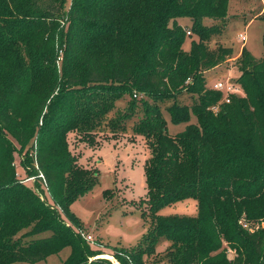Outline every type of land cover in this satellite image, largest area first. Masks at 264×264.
<instances>
[{"label": "trees", "instance_id": "16d2710c", "mask_svg": "<svg viewBox=\"0 0 264 264\" xmlns=\"http://www.w3.org/2000/svg\"><path fill=\"white\" fill-rule=\"evenodd\" d=\"M67 1L0 0V264H36L66 247L59 264H114L97 257L102 252L69 209L98 171L77 164L67 134L92 143L104 122L112 133L124 130L138 108L134 127L150 150L148 212L141 213L149 222L137 244L114 248L113 258L264 264V32L262 57L242 48L235 82L243 95L226 103L206 88L204 72L231 54L208 45L222 32L229 0H70L66 10ZM182 92L196 101L179 103ZM162 98H174L165 107L172 123H185L175 135ZM16 154L30 174H42L52 203L37 191L44 193L39 181L30 187L17 177ZM189 198L195 216L159 213Z\"/></svg>", "mask_w": 264, "mask_h": 264}, {"label": "rangeland", "instance_id": "374dc122", "mask_svg": "<svg viewBox=\"0 0 264 264\" xmlns=\"http://www.w3.org/2000/svg\"><path fill=\"white\" fill-rule=\"evenodd\" d=\"M69 6L70 0L66 2V10ZM263 17L264 0H229L226 18L222 20L225 22L222 32L214 36L208 45L212 51L222 47L228 49L231 54L224 61L204 72L207 89L215 90V82L221 79L229 78L236 83L235 79L240 74L238 57L242 48L247 49L257 59L263 56ZM189 21L187 17L181 19L185 25H188ZM204 22L221 23L219 20L209 18H206ZM185 28L189 29L187 26ZM240 33L246 35L245 42L239 40ZM190 38L196 39L194 35L187 38L184 46L187 50L190 47ZM238 94L242 96L243 91L240 89ZM175 96L181 104L191 105L196 101V98L186 92H182L181 95L175 94ZM130 98H132L130 95H126L118 101V108L124 110L126 101ZM174 98H162L157 101L170 135H175L185 127V123H172L169 113L165 110L167 105L172 104ZM138 110L139 108L133 118L127 122L124 130L112 133L110 127L104 122L100 131L92 134L94 137L92 143L82 140L75 132L67 134L68 149L76 158L77 164L83 168L98 171V182L95 186L74 200L69 209L81 221L82 228L79 231L86 236H91V240L87 242L93 249L102 252L98 256L110 259L114 264H119L112 255L114 248L130 249L136 245L146 232L149 222V217H141V213L148 212L144 163L150 156V150L144 137L138 134L134 127L140 115ZM114 113L115 111L109 113L105 121L112 118ZM190 121H196L194 115H191ZM24 159L22 154L15 156L14 165L17 177L30 187L36 184V180L39 181L44 193L37 191L41 197L52 203L43 184L44 177L41 173L30 174L28 172L30 165L26 166ZM105 190H107L106 193H104ZM159 213L195 216L197 214L196 201L192 198L177 201L162 207ZM239 221L247 226L242 217ZM165 247L164 243L157 250L162 252ZM68 253L69 248H63L57 254L50 255L36 264H59ZM226 254L228 258L234 257V251L230 248H227ZM154 257L147 259V262L158 264L159 260L156 261L157 258Z\"/></svg>", "mask_w": 264, "mask_h": 264}, {"label": "built area", "instance_id": "2783aa9c", "mask_svg": "<svg viewBox=\"0 0 264 264\" xmlns=\"http://www.w3.org/2000/svg\"><path fill=\"white\" fill-rule=\"evenodd\" d=\"M186 33L187 35L190 34V30L186 29ZM238 37L241 42L246 41V35L244 33H240ZM214 89L220 91L222 93V100L228 103L230 101L231 95H239L238 92L240 91L241 87L237 83L232 82L229 78H226L216 81L214 84ZM134 96H136V94ZM212 109L217 110V107L213 106ZM81 235L86 241L91 240L90 235L86 236L83 233H81Z\"/></svg>", "mask_w": 264, "mask_h": 264}, {"label": "water", "instance_id": "95a60500", "mask_svg": "<svg viewBox=\"0 0 264 264\" xmlns=\"http://www.w3.org/2000/svg\"><path fill=\"white\" fill-rule=\"evenodd\" d=\"M97 257H99V256H97Z\"/></svg>", "mask_w": 264, "mask_h": 264}]
</instances>
